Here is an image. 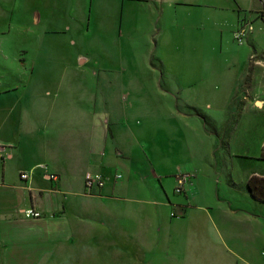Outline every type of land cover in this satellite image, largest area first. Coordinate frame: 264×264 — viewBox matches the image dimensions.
<instances>
[{"label": "crops", "instance_id": "crops-1", "mask_svg": "<svg viewBox=\"0 0 264 264\" xmlns=\"http://www.w3.org/2000/svg\"><path fill=\"white\" fill-rule=\"evenodd\" d=\"M211 1L0 0V264L71 262L97 223L119 264H264V135L239 127L249 101L228 127L239 74L207 90L201 34L202 9L248 4Z\"/></svg>", "mask_w": 264, "mask_h": 264}, {"label": "rangeland", "instance_id": "rangeland-1", "mask_svg": "<svg viewBox=\"0 0 264 264\" xmlns=\"http://www.w3.org/2000/svg\"><path fill=\"white\" fill-rule=\"evenodd\" d=\"M211 2L214 3L215 0ZM245 4H248L245 9H236L233 14L227 13L225 16L214 10H201V17L203 15L206 17L202 19L205 20L206 25L201 33L204 38L203 57L207 61L206 71L208 73L217 71V76L209 79L204 84L208 91L211 90L215 94L221 93L230 87L233 79L239 74L237 95L242 94L247 97L245 100H242L243 96L234 98L235 108L233 107L230 110L231 116L228 122L230 126L228 125V127L233 125L232 121L240 114L243 102L249 101L250 104H245L242 109L243 113L239 127L244 130H252L253 138L250 147L255 148L264 135V109L257 108V106H260L258 98L264 104V63L254 67V63L249 62V64H246V61L251 54H264V7L260 0H253L252 5L251 3L249 5V0H246ZM192 10L195 13L199 11L194 8ZM232 16L236 17V28L241 21L250 22L254 28L243 45H238L230 35L233 30L231 27V23H233ZM196 18L195 15H192L188 18V22H192ZM218 21L219 23L215 26L214 23ZM214 60L218 61L219 65L213 66L210 63ZM218 67H220L219 70ZM254 94L257 96H254ZM192 95L189 98L200 100L197 94ZM179 98L185 100L184 97L179 96ZM237 101H242V103L238 102L237 104ZM71 198L74 199V197ZM77 242L72 261H66L64 258L61 264H119V239L109 236L108 232L103 230L101 223L95 225L88 238L78 239Z\"/></svg>", "mask_w": 264, "mask_h": 264}, {"label": "built area", "instance_id": "built-area-1", "mask_svg": "<svg viewBox=\"0 0 264 264\" xmlns=\"http://www.w3.org/2000/svg\"><path fill=\"white\" fill-rule=\"evenodd\" d=\"M253 31V26L250 22L247 21H241L239 25L237 26L236 30L233 32L232 37L235 42L238 43V45H243L244 41H246L247 37L250 33ZM250 62L256 64V65H262L264 63V54L259 56L257 54H252L249 57ZM264 106L263 102L260 104V107ZM3 161V154L1 152L0 147V162ZM28 173H22L20 174V179L27 180L29 178ZM48 180L50 181H57V176L54 174H49L46 176ZM193 177V174L191 173H182L177 178V183L174 187V193L181 195L183 194L185 190V186L187 182ZM116 179H120L121 175L117 174L115 175ZM105 183V177L102 174L99 173H86L84 177V188L85 192L87 194H92L95 189H101L104 186ZM24 215L26 218H39L40 214L33 209H27L24 212Z\"/></svg>", "mask_w": 264, "mask_h": 264}, {"label": "trees", "instance_id": "trees-1", "mask_svg": "<svg viewBox=\"0 0 264 264\" xmlns=\"http://www.w3.org/2000/svg\"><path fill=\"white\" fill-rule=\"evenodd\" d=\"M248 190L254 198L264 202V179L251 177L248 182Z\"/></svg>", "mask_w": 264, "mask_h": 264}]
</instances>
